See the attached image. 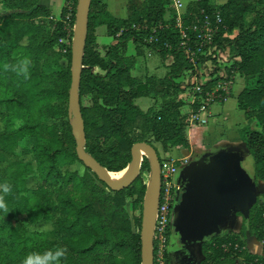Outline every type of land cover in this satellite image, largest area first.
Segmentation results:
<instances>
[{"label":"trees","instance_id":"trees-1","mask_svg":"<svg viewBox=\"0 0 264 264\" xmlns=\"http://www.w3.org/2000/svg\"><path fill=\"white\" fill-rule=\"evenodd\" d=\"M223 1H191L182 26L194 49L199 41L192 28L206 15L215 20L220 13L222 27L198 63L210 67L212 62V74L218 75L219 58L213 54L222 51L232 61L231 66L225 64L224 73L236 72L244 79L238 107L247 119L256 120L259 130L245 127L240 134L254 159L253 181L264 183V0ZM1 4L12 12L4 14ZM143 4L146 18L140 24L130 20L132 15L118 18L104 0H92L91 5L79 91L85 149L112 173L128 167L138 142L154 146L153 139L165 152L191 150L190 115L182 111L185 102L173 94L186 89V78L196 70L182 46L177 17L165 22L175 13L171 0H143ZM77 6L74 0V22ZM60 16L54 20L43 0H0V186L11 187L8 194L0 191L7 208H0V213L16 218L15 223L0 224V264H22L29 254L58 249L65 254L57 264H142L144 175L151 173L150 161L144 157L131 186L114 191L79 159L69 116L72 48L63 53L61 44L67 38L65 7ZM101 26L107 28L111 43L100 45ZM131 44L137 55L147 47L169 60L167 74L134 76ZM65 59L67 66L61 64ZM215 77L206 88L220 79ZM157 96L163 98L161 104L146 111L136 104L139 98ZM19 138L31 146L35 164L12 161L4 166L3 156L23 149ZM76 164L85 168L84 174L68 169ZM131 201L142 206L141 215L133 219L127 210ZM19 217L30 223L51 222L52 230L30 232ZM248 232L264 241V203L258 199L240 231L214 235L202 243L200 264H264V253L249 250Z\"/></svg>","mask_w":264,"mask_h":264},{"label":"rangeland","instance_id":"rangeland-1","mask_svg":"<svg viewBox=\"0 0 264 264\" xmlns=\"http://www.w3.org/2000/svg\"><path fill=\"white\" fill-rule=\"evenodd\" d=\"M105 2L111 3L112 12L118 16V18H126L130 17V20H134V22L140 24V20H144L146 18V11L144 9L143 0H104ZM194 0H171L172 8L175 9V13L172 16L166 17L165 22L170 23L174 19V15L178 18L179 21H182L184 16V11L186 5ZM73 3L74 0H43V4H45L53 13L54 20H59L61 18V11L65 7L67 10V15H71V19L66 21V32L67 38L61 41V44L64 45L62 49L63 53L67 52V48L71 47L74 39V29L75 22L73 20ZM217 4L224 3L223 0H216ZM108 4V3H107ZM1 11H4V14H8L12 11H8L1 4ZM162 25V24H160ZM98 41L100 45L109 44L113 41L112 37L109 36L107 28L105 26H101L97 29ZM130 54L134 57L135 68L133 70V75L139 76L142 79H146L148 76H156L163 77L168 72L167 65L170 63L169 60H165L162 56L152 49L147 47H141V54L137 55L135 50V45L130 46ZM216 58L218 57V75L224 72L225 64L232 65V61L222 52H217L213 54ZM212 62H210V67H203L204 65H198V69L202 72L201 75L196 72L193 73L192 76H188L186 78V84L188 85L186 89L182 92H174V97L177 100L185 102V107L182 109L183 113L193 114L197 112L200 104L204 101V98L197 93L195 90V80H200L202 82V77L204 80L209 81L211 77H215L218 75H213L212 73L215 71V67L213 68ZM63 66H67L68 60L65 59L61 62ZM221 64V66H219ZM214 70V71H213ZM236 73V72H234ZM237 77L235 78V92L234 96H229V101L223 106L221 103H215L213 106V111L215 113L221 111V114L217 116H211L208 124H194L189 125L187 129V135L191 137L192 143L194 145V155L188 158L189 151L182 150L175 151L173 153L165 152L162 148L161 143L156 142L152 139L154 146L157 148L160 158L163 160L169 159V157L186 159L180 163V172L187 166L195 163L198 158H205L211 153L218 150H228V151H244L247 152L248 148L246 143L242 140L240 131L245 127H251L252 129L259 130V125H257L256 120L247 119L244 111L240 110L237 103V97L239 92L242 91V87L244 85L243 78L236 73ZM216 78V77H215ZM206 83V84H207ZM143 97L137 100V104L145 109L149 105H152L151 102L156 100V106H159L163 101L161 96H157V98ZM85 104H89V99H84ZM148 107V108H149ZM72 122V120H71ZM53 123V122H51ZM0 126H2L0 122ZM242 127V128H241ZM241 128V129H240ZM147 138L151 139L150 136ZM21 141V139L19 138ZM22 142V141H21ZM23 143V142H22ZM3 165L7 166L12 161H23V162H31L35 164V159L32 153V149L30 145L23 143V149H18L13 152L9 157H2ZM161 161V160H160ZM61 162L63 165V160L61 157ZM63 170L67 169L66 167H62ZM72 171H78L80 174H84L85 168L81 164H76L71 168H68ZM239 174L242 178L246 180L245 190L243 193L239 195L232 196L217 212L216 214L229 215L228 219L225 221L228 224L227 231L238 232L242 228L244 222V214L246 208L250 203H253L256 198V191L254 187V159L252 155H247L246 159L242 162V165L239 168ZM179 177L176 176V179ZM151 179V173L144 175V180L148 186ZM29 186L33 185V180L30 178L28 180ZM257 199L260 200L261 203H264V183L257 182L256 184ZM146 194V193H145ZM145 199V196H144ZM144 205V200H143ZM142 206L140 203L130 202L127 205V210L131 216V218L139 217L142 213ZM192 206L187 203L185 198L182 196L179 201H176L173 205V210L171 214V219L169 223L168 230V244H167V259L168 254H170L171 262L174 264H198L193 257V245H200L205 240L209 239L214 235H219V228L211 224L202 234H189V223L192 218L191 214ZM234 212V215L231 217V212ZM20 224L25 226L28 231H49L52 230L51 222H38V223H30L26 217H19ZM16 218H11L4 214L0 213V224H4L6 222L15 223ZM156 226V223H155ZM226 231V232H227ZM192 241V242H191ZM247 245L251 252L256 254L264 253V241L259 242L255 236L250 234V238H247ZM201 248H198V252L201 253ZM200 255V256H201ZM169 262V264H171Z\"/></svg>","mask_w":264,"mask_h":264},{"label":"water","instance_id":"water-1","mask_svg":"<svg viewBox=\"0 0 264 264\" xmlns=\"http://www.w3.org/2000/svg\"><path fill=\"white\" fill-rule=\"evenodd\" d=\"M92 0H78L77 16L72 44V84L69 98V116L72 118L73 135L77 142L79 159L94 171L102 182L114 191H121L131 186L139 177L144 157L147 156L151 165V179L147 186L142 215V264H155L154 262V232L159 198L161 193V161L157 150L148 142H138L132 148V161L124 170L128 174L124 181L115 184L110 176V171L103 167L86 147L85 123L80 104V83L83 69L86 42L88 37V22ZM249 155L242 151L218 150L205 158L196 159L195 163L181 170L178 183L181 184L183 193L179 194L177 201L183 196L192 206L189 234H202L206 228L214 224L219 228V234L229 229L225 222L229 215L216 214V212L234 195H239L245 190L246 180L239 174L242 162ZM254 183L256 198L243 212L244 217H249L250 208L257 201L256 183ZM156 198V212L153 215V199ZM231 217L234 212H231ZM250 233L248 232V239ZM192 242V241H191ZM200 245H193V257L201 263L202 255L198 252ZM201 255V256H200Z\"/></svg>","mask_w":264,"mask_h":264},{"label":"built area","instance_id":"built-area-1","mask_svg":"<svg viewBox=\"0 0 264 264\" xmlns=\"http://www.w3.org/2000/svg\"><path fill=\"white\" fill-rule=\"evenodd\" d=\"M66 19L70 20L71 15H67ZM182 22L183 21H179L177 18V27L180 30L181 36L184 40L182 46L186 50L190 62L193 64L196 70L195 72L201 75L202 72L197 67L199 65V56L203 55L207 49H211L213 46L217 33L222 27V17L220 13H216L215 20H212L209 15H206L200 25H195L192 28L195 32H197V40L199 41L194 49L188 44L189 38L187 37V33L182 26ZM214 48L216 49V47ZM219 77L220 79L216 82V84L209 89L205 87L207 81L204 80L203 77L202 82L200 80L194 81L195 90L204 98V101L200 104L198 111L191 114L189 119L190 125L207 124L211 117V106L215 103H222L226 101L233 93L236 73L232 72V74L228 76L223 72L219 75ZM186 160L187 159H165L161 161V193L154 232L155 264H169L167 259L168 226L171 219V209L175 195L182 189V186L178 183L176 176L180 168V163ZM256 264L263 263L257 261Z\"/></svg>","mask_w":264,"mask_h":264},{"label":"clouds","instance_id":"clouds-1","mask_svg":"<svg viewBox=\"0 0 264 264\" xmlns=\"http://www.w3.org/2000/svg\"><path fill=\"white\" fill-rule=\"evenodd\" d=\"M0 191L4 194H8L11 191V187L7 184L0 186ZM0 208L7 211L5 204L0 199ZM65 250L58 249L55 252L46 251L43 254L32 253L26 256L22 264H57V262L64 256Z\"/></svg>","mask_w":264,"mask_h":264},{"label":"crops","instance_id":"crops-1","mask_svg":"<svg viewBox=\"0 0 264 264\" xmlns=\"http://www.w3.org/2000/svg\"><path fill=\"white\" fill-rule=\"evenodd\" d=\"M108 3V8H109V10L112 12V10H111V3L108 1L107 2ZM113 13V12H112ZM114 14V13H113ZM115 15V14H114ZM115 16H117V15H115ZM118 17V16H117ZM132 45V44H131ZM130 45V46H131ZM129 51H130V47H129ZM128 51V52H129ZM129 55H132V54H130L129 53ZM133 72V71H132ZM135 76V75H134ZM137 77H139V76H137ZM164 77V76H163ZM236 77H237V75H236ZM140 78V77H139ZM159 78H162V77H159ZM243 81H244V79H243ZM235 84H236V80H235ZM244 87H245V83H244V85H243V87H242V90L244 89ZM234 92H235V85H234V90H233V93H232V95L234 96ZM241 92H239V94H240ZM238 94V95H239ZM229 99L230 98H228L226 101H224V102H222L221 104L224 106L228 101H229ZM138 100V99H137ZM137 100H136V104H137ZM153 100V99H152ZM155 103H157V101L156 100H153L152 102H151V104L152 105H150V107H152V106H154V105H156ZM237 103H238V101H237ZM138 105V104H137ZM139 106V105H138ZM213 106H214V104L211 106V108H210V114H211V116H217V115H219V114H221V111H219V112H217V113H215L214 111H213ZM149 105L147 106V107H145V109H143V110H148L149 108ZM211 119V118H210ZM210 119H209V121H210ZM251 120V119H250ZM208 124V123H207ZM242 128V127H241ZM240 128V129H241ZM188 138H189V140H190V144H191V150L189 151V153H188V158H190L192 155H194L195 153H194V145H193V143H192V140H191V137H189L188 136ZM175 151H180V149H177V148H175V149H173L170 153H173V152H175ZM167 153V152H166ZM187 157H186V159H187ZM169 159H175V158H173V157H169ZM176 160H180L179 158L177 159L176 158ZM178 195V194H177ZM177 198V197H176ZM176 202V200H174V202H173V204H172V209H171V214H172V210H173V205H174V203Z\"/></svg>","mask_w":264,"mask_h":264},{"label":"bare ground","instance_id":"bare-ground-1","mask_svg":"<svg viewBox=\"0 0 264 264\" xmlns=\"http://www.w3.org/2000/svg\"><path fill=\"white\" fill-rule=\"evenodd\" d=\"M128 174V170H123L121 172L118 173H112L110 172V176L112 178V180L114 181L115 184H120L124 181V179L126 178ZM156 212V198L154 197L153 199V215Z\"/></svg>","mask_w":264,"mask_h":264},{"label":"flooded vegetation","instance_id":"flooded-vegetation-1","mask_svg":"<svg viewBox=\"0 0 264 264\" xmlns=\"http://www.w3.org/2000/svg\"><path fill=\"white\" fill-rule=\"evenodd\" d=\"M178 174H180V168H179V171H178ZM178 174H177V176H178ZM178 179V178H177ZM183 193V189H181V191H179L177 194L179 195V194H182ZM175 195V199L174 200H176L177 201V198L176 197H178V195ZM196 260V259H195ZM197 262V261H196ZM171 264H174V263H172L171 262Z\"/></svg>","mask_w":264,"mask_h":264}]
</instances>
